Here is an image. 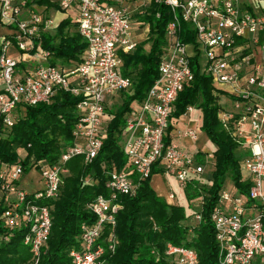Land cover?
Wrapping results in <instances>:
<instances>
[{
    "label": "built area",
    "instance_id": "1",
    "mask_svg": "<svg viewBox=\"0 0 264 264\" xmlns=\"http://www.w3.org/2000/svg\"><path fill=\"white\" fill-rule=\"evenodd\" d=\"M148 7L151 0H138ZM58 11L76 23L85 42L79 64L49 65L50 54L36 45L41 31H52L58 23L31 12L23 13L27 0H0V24L8 37H0V135L13 126L17 111L24 106L49 103L58 91L81 98L76 106L78 121L73 127V144L53 166L37 162L41 188L24 190L20 165L0 164V221L11 230L25 232L23 244L30 249V264H38L51 231L50 210L45 203L58 198L68 163L77 157L85 165L99 154L103 144L106 110L119 102V95L132 82L121 74L120 53H131L139 44L134 39L133 10L119 0L109 5L101 0H56ZM170 8L173 19L166 27V48L158 64V77L145 98L134 103L126 116L121 149L127 159L124 171H112L105 184L108 196H98L87 205L93 222L79 227V245L69 252L70 264H104V256L117 246V197L133 196L139 183L153 168L172 176L183 189L189 182L202 184L204 166L195 153L175 141L166 143L171 109L184 85L193 80L190 59L199 56L200 72L231 102H221L218 114L223 128L248 152L241 162L242 176L249 186L245 199L233 188L218 194L211 213L219 251V264H264V14L242 10L238 0H156ZM180 14L195 34V44L178 38ZM148 33V26H144ZM220 100V99H219ZM186 109L185 115L193 111ZM200 130L186 128L172 136L197 142ZM206 159L213 160L207 153ZM169 200L174 194L168 195ZM246 200L249 202L247 203ZM195 218L200 220V215ZM166 255L173 264H198L191 249L168 244Z\"/></svg>",
    "mask_w": 264,
    "mask_h": 264
},
{
    "label": "trees",
    "instance_id": "2",
    "mask_svg": "<svg viewBox=\"0 0 264 264\" xmlns=\"http://www.w3.org/2000/svg\"><path fill=\"white\" fill-rule=\"evenodd\" d=\"M34 4L44 10H58L56 0H31L28 7ZM176 15L179 40L194 45V31L181 20L179 12ZM135 17L141 26H148L149 37L137 44L133 52L119 55L123 62L121 74L131 80V89L120 93L119 102L107 108L103 144L97 157L88 165L80 157L72 159L58 198L45 203L50 210L51 231L38 264H70L69 252L79 245L80 224L95 220L87 205L98 196H108L105 184L110 172L126 169L127 159L121 149L126 116L134 103L145 98L158 77V64L167 46L166 27L173 13L164 3L151 0ZM35 42L49 52L51 66H76L85 50L76 23L68 18L52 31H41ZM199 62L198 55L190 59L193 80L184 85L171 109L165 139L170 143L174 124L188 107L201 110V131L215 151L212 169L203 183L185 185L192 214L188 216L185 208L170 204L155 193L151 178L162 174V169L153 168L149 178L139 183L135 195L117 197L121 205L116 215L117 246L113 254L104 256V264H173L166 255L168 244L193 250L198 264H219L211 213L219 192L225 188L233 187L247 198L250 185L244 181L240 165L248 152L223 128L218 117L221 94L211 78L200 72ZM80 100L58 91L49 103L19 108L13 126L1 129L0 164L20 165L27 174L37 162L50 166L58 163L62 152L73 144L72 131L78 121L76 106ZM196 215H200V220ZM24 235L23 230H11L0 221V264L30 263L31 252L23 244ZM253 264L261 263L256 259Z\"/></svg>",
    "mask_w": 264,
    "mask_h": 264
},
{
    "label": "crops",
    "instance_id": "3",
    "mask_svg": "<svg viewBox=\"0 0 264 264\" xmlns=\"http://www.w3.org/2000/svg\"><path fill=\"white\" fill-rule=\"evenodd\" d=\"M101 1L103 3L109 4V5H119V0H101ZM238 2H239V6L242 10L249 11L252 14H264V0H239ZM124 3L126 6H128L129 9L133 10V12H134L132 20L138 26H141L140 25L141 23H139L135 19L136 18L135 16L137 14H140L147 7L143 8L142 6H140V2L138 0H124ZM28 4L29 3L27 0L26 7H25V10H24V13L22 16L23 19H27L30 16L31 12H35L32 7L38 8L35 4L32 5L31 7H28ZM42 9H43V11H46V10H44V8H42ZM47 11L50 13V15L53 14L52 18H55L57 22H60L66 18L65 15L62 14L61 12H59L58 10L55 11V10L50 9ZM132 27H133V24H132ZM137 31H139V30L133 28L134 39L138 43H140V41H142L141 38L143 35H140ZM10 33H11V31L8 28H6L0 24V37H2V36L8 37V35ZM0 91H1V86H0ZM219 103L221 104V97H220ZM201 125H202V112H201V110L194 108L190 114L185 115V116L182 115L176 121V123L174 124V129H173L172 133L174 135L175 132L178 130H183L186 128H197L200 130V135L198 137L197 142L193 143L187 139L176 140V138H172V137H171V140H173V142L175 141L182 149H185L189 152L196 154L199 164L204 166V173L202 174V180H203L207 177L208 172L211 171V169H212L211 162L206 159V154L207 153L213 154V152L215 151V147L209 141L208 137L201 131ZM263 131H264V125H263ZM153 177L151 178L150 184H151V187L153 188V190L155 191V193L159 197L166 196L167 200H169L168 195L172 194L171 193L172 190L171 191L169 190L167 195H162V194H166V193L162 190V185L159 182H155V180H153L154 185H152ZM174 181H175V183H177L176 180H174ZM177 184L179 185V183H177ZM195 184H198V183L193 181L192 184H190V185L195 186ZM20 185L24 190H26L28 192H34L36 190H39L42 187L39 172L37 170L29 171L26 174L25 178L21 179ZM228 187H230V186H228ZM179 188H180V186H179ZM180 191L181 192L179 193V195H176L174 193V199L171 201L173 202L174 200H176L177 203H173V204L179 205V206H182L183 208H185L186 214L189 216L192 214V210L188 208L189 202L185 196L184 189L181 190V188H180Z\"/></svg>",
    "mask_w": 264,
    "mask_h": 264
},
{
    "label": "rangeland",
    "instance_id": "4",
    "mask_svg": "<svg viewBox=\"0 0 264 264\" xmlns=\"http://www.w3.org/2000/svg\"><path fill=\"white\" fill-rule=\"evenodd\" d=\"M31 0H28V3L30 2ZM239 1V0H238ZM33 10L39 14H41L42 16L46 17V18H52L53 14L50 15V13L46 10V11H43L42 8H34L32 7ZM53 12V11H52ZM68 19H71L72 17L71 16H67ZM66 19V18H65ZM132 24H133V28L134 29H137L139 31H137L140 35H143L140 42H143L145 40H147V38L149 37L148 33L144 32V26H138L133 20H132ZM138 27V28H137ZM146 48H148V45L146 46ZM127 92V91H126ZM221 102L224 103V105H226L228 108L231 107V102L226 99L225 97H222L221 98ZM36 172V171H35ZM37 173V172H36ZM26 176V174L24 176H22L21 179H24ZM153 180H155V182H159L161 185H162V190L166 193V194H162V195H167L168 191L172 190L171 193H175L176 195H179V193L181 192L180 191V188L181 190L183 189L182 187L179 188L180 185H178L177 183H175L174 180H176L174 177L172 176H168V175H164V174H157L153 177L152 179V185H154L153 183ZM23 181V180H22ZM21 182V181H20ZM170 184V185H169ZM262 189L264 191V183H263V186H262ZM164 200H166L168 203H177L176 200H174L173 202L170 200H167L166 196L162 197ZM30 264V263H28Z\"/></svg>",
    "mask_w": 264,
    "mask_h": 264
}]
</instances>
